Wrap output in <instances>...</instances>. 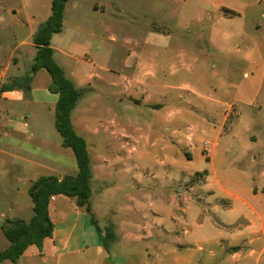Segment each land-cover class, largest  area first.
Returning a JSON list of instances; mask_svg holds the SVG:
<instances>
[{
    "label": "rangeland",
    "instance_id": "1",
    "mask_svg": "<svg viewBox=\"0 0 264 264\" xmlns=\"http://www.w3.org/2000/svg\"><path fill=\"white\" fill-rule=\"evenodd\" d=\"M102 1L115 20L100 14L87 19L96 36L108 26L109 44L112 37L117 39L108 67L133 78L136 47L152 52L155 63L148 61V66L156 78L148 80L164 87L154 89L150 98L135 96L137 105L126 103V116L143 125L154 123L151 130L141 129L139 189L132 178L124 182V158L111 160L109 180L93 182L90 198L95 226L105 233L102 256L84 255L76 264H201L203 256L206 264H213L208 253L198 250L204 246L198 241L235 229L244 233L249 217L264 229V221L236 205L231 195L258 189L257 197L249 193L246 198L264 217V0H115V5L97 0ZM0 5L20 9L19 0H0ZM74 20L69 14L68 23ZM102 24L104 30L99 29ZM3 28L0 69L15 42ZM149 30L158 32L156 48L145 44ZM90 42L96 53L99 41ZM34 55L35 49L25 46L13 57L29 72ZM55 59L62 63L60 56ZM95 85L104 96L115 98L102 82ZM4 104L1 99L0 115L6 120ZM91 118L94 124L108 120L105 112ZM92 141L85 140L93 157H118V141L104 136ZM93 165L103 168L96 160ZM33 215L25 216L29 220ZM123 221L125 231L119 227ZM123 232H128L126 238ZM183 240L190 246L176 247ZM262 245L256 242L254 248L260 251Z\"/></svg>",
    "mask_w": 264,
    "mask_h": 264
},
{
    "label": "crops",
    "instance_id": "2",
    "mask_svg": "<svg viewBox=\"0 0 264 264\" xmlns=\"http://www.w3.org/2000/svg\"><path fill=\"white\" fill-rule=\"evenodd\" d=\"M19 1L20 9L16 7L4 9L0 5V31L4 27L5 31L8 29L6 35L15 38L7 64L0 69V101L1 99L5 101L3 110L7 114L6 120L0 115L1 252L11 245L5 236L3 226H7L10 220H22L28 223L32 219L31 217L28 220L25 215L33 212V202L29 196V189L33 183L44 177H56L62 180L66 176H75L78 172L74 152L70 148L63 147L62 137L53 131L56 129L55 111L59 95L49 90L50 75L44 69L36 73H32L31 70L26 72L23 70L25 66H22L21 60L13 57L22 47L27 46L35 49V55L29 57V63H34L37 48L33 38L39 27L52 15V0ZM106 1L111 2L112 5L116 4L115 0ZM107 12L103 1L68 0L64 12L63 30L53 36L51 48L54 51V59L58 56L62 58V63L58 66L64 71L66 78L72 81L78 90L84 92L71 114L74 131L87 143H90L91 139L94 141L97 137L104 136L122 144L116 158L104 155L95 158L91 154L90 147L87 146L92 170L91 190L93 182L105 183L109 180L108 177L114 168L109 167L110 161L122 160V157L124 182L132 178L134 188L139 189L137 183L141 181L142 171L140 166L142 156L138 155L143 139L141 129L144 127L151 130L154 123L143 125L138 118L126 116V109L129 110L126 103L137 105L139 100L135 96L141 99L150 98L154 89L164 86L150 83L148 80L156 78L153 69L148 66V61L155 63L152 52L136 47L133 54V70L136 73L133 78L108 67L111 56L115 53L114 45L117 39L112 37V44H109L110 39L105 35L110 31V27L105 26L104 30V24L99 29L105 32L96 36L93 24L87 19L88 16L96 14L105 15L107 21L112 19L111 16L115 18L113 13ZM69 14L74 16L73 23L67 21ZM148 32L150 36L145 44L147 47L156 48L157 43L153 38H156L158 32L156 30ZM3 37L0 34V50L5 42ZM18 37H21V42H18ZM90 39L99 41L96 53H93ZM96 69L103 73L96 72ZM29 73L30 82L25 84L24 77ZM96 81L106 85L110 95L115 98L101 94V90L95 85ZM120 111L124 112L120 114ZM99 112H105L107 115L108 120L105 124L99 119L97 124L92 122L91 117ZM95 160L101 163L102 170L97 166L93 167ZM206 177L203 183L206 182ZM262 192L264 193V189ZM242 193L246 196L240 193L231 194L236 205L246 208L259 221H264V217L246 198L249 193L252 197H257L258 189H249ZM53 197L54 202L49 203V216L54 224L53 236L44 240L42 249L30 246L16 263L5 260L2 264H62L68 258L71 259V264H76L77 258L84 255L94 256V259L102 256L101 243L105 233L98 230L84 208L78 207L74 200L62 195ZM90 206L94 214L91 202ZM97 222L99 223V220ZM120 224L121 231H125L126 223L123 221ZM234 224L235 221L227 226L233 227ZM248 224L250 226L244 233L235 232V229L198 241L197 244H204L203 247L199 246L198 250L208 253L207 256L213 260V264H261L264 255V229L257 228L252 217H249ZM127 234L128 232H123V237L126 238ZM184 235L189 234L185 232ZM259 241H262L263 245L262 249L257 251L254 245ZM185 244L184 240L183 243L177 241L176 247L182 249L190 246V242ZM203 257L200 262L206 264Z\"/></svg>",
    "mask_w": 264,
    "mask_h": 264
},
{
    "label": "trees",
    "instance_id": "3",
    "mask_svg": "<svg viewBox=\"0 0 264 264\" xmlns=\"http://www.w3.org/2000/svg\"><path fill=\"white\" fill-rule=\"evenodd\" d=\"M67 2L68 0H52V15L39 27L33 38L37 54L31 71L36 73L44 69L51 77L49 90L59 95L55 111L56 130L62 137L63 147L74 152L78 172L77 175L66 176L62 180L44 177L33 183L29 189V196L33 202L34 215L28 223L10 220L7 226H3L5 236L11 245L0 253V264L5 260L16 263L27 248L37 246L42 249L44 240L53 236L54 224L49 216V203L53 196L62 195L74 200L78 207L84 208L95 225L90 206L92 170L87 143L77 135L71 122L72 111L84 92L78 90L73 82L66 78L64 71L55 62L54 51L51 48L53 36L63 30Z\"/></svg>",
    "mask_w": 264,
    "mask_h": 264
},
{
    "label": "built area",
    "instance_id": "4",
    "mask_svg": "<svg viewBox=\"0 0 264 264\" xmlns=\"http://www.w3.org/2000/svg\"><path fill=\"white\" fill-rule=\"evenodd\" d=\"M50 202H52V203L54 202V197L50 198Z\"/></svg>",
    "mask_w": 264,
    "mask_h": 264
}]
</instances>
